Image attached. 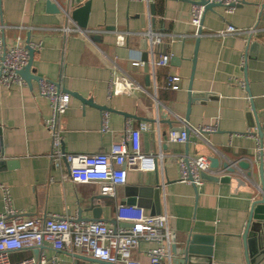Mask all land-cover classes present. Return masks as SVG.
Listing matches in <instances>:
<instances>
[{"label":"crops","instance_id":"crops-1","mask_svg":"<svg viewBox=\"0 0 264 264\" xmlns=\"http://www.w3.org/2000/svg\"><path fill=\"white\" fill-rule=\"evenodd\" d=\"M51 1L60 8L68 4L67 0ZM193 1L198 0H152L149 6L133 0H92L86 37L66 36L61 29L70 25L68 19L63 12L51 13L46 0H0V24L4 26L0 41L13 45L20 36L27 44L30 35L31 44H40L34 53L33 74L61 84L71 95L70 108L61 119L66 152H107L123 138L128 122L133 127L149 124L150 130L140 138L142 152L163 157L151 172H130L115 198L103 196L99 185L73 184L64 177L66 164L62 170L52 165L53 144L44 125L51 107L40 96L38 82L13 85L0 90L3 161L17 163L0 166V214L6 210V188L12 209L26 219L53 214L116 227L118 205H136L152 212L138 201L127 204V189L137 188L138 193L142 189V199L151 206L154 194L146 190L159 188L162 214L168 215L177 243L191 235L211 238L212 264H246L241 235L250 206L262 194L259 185L244 173L224 171L222 176H229L230 181L204 180L196 191L192 184L180 181L179 158L207 156L221 165L257 156L258 127L264 133V0H243L230 14L223 7L205 12L201 35L200 29L189 24ZM229 25L255 32L216 36ZM150 26L162 35L156 58L166 53L171 56L169 65L157 68L155 76L150 66L147 74L144 68L131 65L133 59L142 60L145 39L149 51L144 34ZM118 34L129 35L126 46H118ZM119 72L128 73L150 93L154 94L155 85L156 99L139 90L111 96V80ZM171 74L181 78L178 91L166 86ZM190 87L195 102L189 107ZM104 113L109 114L105 132ZM167 119L178 129L183 128V121L193 129L215 121L218 125L213 133L191 135L187 146L168 139L172 126ZM139 246L133 257L148 264L152 246ZM44 251L60 264H95L85 256L78 259L77 254L58 253L49 245ZM30 256L33 251L15 253L12 258L18 261Z\"/></svg>","mask_w":264,"mask_h":264},{"label":"built area","instance_id":"built-area-1","mask_svg":"<svg viewBox=\"0 0 264 264\" xmlns=\"http://www.w3.org/2000/svg\"><path fill=\"white\" fill-rule=\"evenodd\" d=\"M133 1L146 2L150 6L152 0ZM205 1L210 4H222L228 14L233 13L235 7L243 2V0ZM204 10L205 6L201 4H194L191 8L192 16L189 24L197 30L201 27ZM62 12L70 23L61 29L66 36L73 34L89 36L87 30L80 29L64 10ZM3 30L4 26L0 24V32ZM254 32V29L247 31L229 25L225 30L219 31L216 36L253 34ZM144 35L149 40L150 58L148 63L155 76L157 68H166L169 65L171 56L166 53L160 54L156 58V47L162 42V35L155 33L151 26ZM128 37L129 35L118 34V46H126ZM24 41L20 36H17L13 45L8 46L0 41V90H8L13 85L24 87L27 84L20 75L30 59ZM31 48L33 50L40 49V44H31ZM131 65L134 68H144V62L138 59H133ZM180 83L181 78L177 75L171 74L166 79L167 88L174 91L181 89ZM154 87V94L150 93L128 73L119 72L113 75L110 94L111 96L131 95L134 91L139 90L156 99L157 87L155 85ZM38 90L40 96L46 98L51 107V115L45 120L44 125L53 144L50 155L52 165L55 169L62 170L66 164L67 173L64 177L73 184H96L99 185L100 193L103 196L115 198L117 188L127 184L130 172H151L156 169L158 160H163L162 155H147L142 152L140 138L143 132L150 130V125L147 123L133 127L127 122L123 138L115 142L107 152L91 155L66 152L61 119L70 108L71 95L62 88L61 84L47 79L38 81ZM108 120L109 114L104 113L101 122L104 132L109 130ZM183 123L182 129H189L190 136L197 137L215 132L218 125V122L215 121L193 129L187 125L186 121ZM187 138L188 135L184 131L171 130L168 134V139L174 143L186 144ZM259 151L260 148H258V153ZM3 160H5V154L0 138V161ZM179 166L180 181L195 186L203 184V173L222 178V172H224L223 169L212 170L210 159L207 156L180 157ZM4 191L6 210L0 214V264H60L56 258L46 256L44 247L47 245L58 253L77 254L99 262L142 264L133 257L141 243L152 246L147 252L148 264H173L172 248L176 243V238L167 214L151 215L136 205H118L116 211L119 224L116 227L101 221H78L53 214L26 219L12 209L9 192L6 188ZM35 250H39L38 257L30 256L18 261L12 258L15 253L34 252Z\"/></svg>","mask_w":264,"mask_h":264},{"label":"water","instance_id":"water-1","mask_svg":"<svg viewBox=\"0 0 264 264\" xmlns=\"http://www.w3.org/2000/svg\"><path fill=\"white\" fill-rule=\"evenodd\" d=\"M47 1V9L54 14H59L64 10L66 15L71 18V20L82 30H86L88 25V16L91 9L92 0H67L68 4L65 8L57 7V5L51 1ZM193 5H204L205 10L204 13L207 11H212L213 9L217 7H223L222 4H210L205 0H198L193 1ZM152 7V6H151ZM199 34L201 35V29L199 30ZM253 38H250L248 47L251 45ZM255 45H259L258 42L254 43ZM26 48L28 50V54L30 55V59L28 64L25 66V68L20 72V75L22 79L27 83L30 84L31 80L35 79L37 82L40 80L37 76L33 74L31 71L32 63L34 60V53L35 50L31 48V37L28 35V40L26 44ZM142 61L144 62V69L146 73L148 74L149 71V52H147V40L142 41ZM196 56L193 60V65L196 64ZM195 69V68H194ZM194 74V72H193ZM149 81V77L147 82ZM79 96V95H78ZM77 96V97H78ZM81 100L84 103H90L89 101H86L83 97H80ZM195 102V96L192 93V87L189 88V107L191 106L190 103ZM190 109V108H189ZM189 109L187 112V115L185 117V120L188 121L189 118ZM165 120V119H164ZM250 120V126L252 128H255L254 121L249 116ZM171 126L172 122L167 119V121ZM258 127V126H257ZM172 130H177L179 132H186L188 135V141L186 142V145L189 144V137H190V130L189 129H178L174 128L172 126ZM0 135H1V126H0ZM257 136L260 140V151L257 156L249 157L245 159H239V161H225L220 165V161L216 158H211V164L210 168L212 170H218L221 168L227 173L236 174V173H244V175L249 180H255V183L259 185V188L262 192L260 198L253 202V204L250 206V211L248 213L247 221L245 224V228L243 230V233L241 235L242 242L244 243V260L246 261V264H264V133L258 127ZM13 162V161H12ZM16 165V162L11 163L0 161V166H9V165ZM202 179L204 180H210L214 182H225L230 181L229 176H222V178L215 177L211 174L203 173ZM195 190L197 191V188L195 185ZM143 190L141 189L140 193H138L137 188H131L127 189V204L132 205L135 202L138 201L139 205L152 210L151 215H161V193L159 188L155 189H148L147 192L152 191L154 194V203L151 206H148L144 200L142 199L141 193ZM135 197H139V200H136ZM204 245V246H203ZM172 252L174 255V258L172 260L173 264H212V242L211 238H204L197 235H191L188 236L184 241L180 243H175ZM39 250L34 251V256L38 257ZM78 259H85L87 261H90L95 264H111L108 262H102V261H96L92 260L87 257H81L76 256Z\"/></svg>","mask_w":264,"mask_h":264}]
</instances>
